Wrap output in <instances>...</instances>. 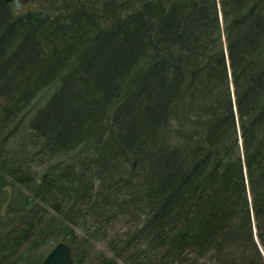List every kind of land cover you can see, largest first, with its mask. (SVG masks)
<instances>
[{
  "label": "trees",
  "instance_id": "16d2710c",
  "mask_svg": "<svg viewBox=\"0 0 264 264\" xmlns=\"http://www.w3.org/2000/svg\"><path fill=\"white\" fill-rule=\"evenodd\" d=\"M221 6L0 0V264H264V0Z\"/></svg>",
  "mask_w": 264,
  "mask_h": 264
},
{
  "label": "water",
  "instance_id": "95a60500",
  "mask_svg": "<svg viewBox=\"0 0 264 264\" xmlns=\"http://www.w3.org/2000/svg\"><path fill=\"white\" fill-rule=\"evenodd\" d=\"M41 264H75L71 245L67 241H60L46 255Z\"/></svg>",
  "mask_w": 264,
  "mask_h": 264
},
{
  "label": "rangeland",
  "instance_id": "374dc122",
  "mask_svg": "<svg viewBox=\"0 0 264 264\" xmlns=\"http://www.w3.org/2000/svg\"><path fill=\"white\" fill-rule=\"evenodd\" d=\"M12 4L16 7L17 12L23 13L26 11H29L33 8H36V6H39V0H14ZM6 202L7 199L4 197H0V215L2 213H5L6 210ZM59 243V242H58ZM57 242H54V240H51L44 244L42 248L37 252L38 256L40 254L46 255L58 244Z\"/></svg>",
  "mask_w": 264,
  "mask_h": 264
},
{
  "label": "bare ground",
  "instance_id": "6f19581e",
  "mask_svg": "<svg viewBox=\"0 0 264 264\" xmlns=\"http://www.w3.org/2000/svg\"><path fill=\"white\" fill-rule=\"evenodd\" d=\"M217 3H218L219 15H220V20H221V25H222V30H223V37H224V40L226 41L225 32H224V20H223L221 0H217ZM226 49H227V47H226ZM233 98L236 99L235 93H234V88H233ZM240 143L242 144V137H240ZM256 233H257V227L255 225V236L257 237L258 235Z\"/></svg>",
  "mask_w": 264,
  "mask_h": 264
}]
</instances>
